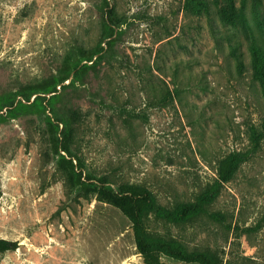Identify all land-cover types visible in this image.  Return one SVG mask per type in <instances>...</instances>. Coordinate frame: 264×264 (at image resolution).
<instances>
[{"label": "rangeland", "instance_id": "rangeland-1", "mask_svg": "<svg viewBox=\"0 0 264 264\" xmlns=\"http://www.w3.org/2000/svg\"><path fill=\"white\" fill-rule=\"evenodd\" d=\"M202 1L0 0V238L18 243L0 264H146L95 188L175 209L233 152L249 158L206 213L148 231L264 264V0Z\"/></svg>", "mask_w": 264, "mask_h": 264}, {"label": "trees", "instance_id": "trees-1", "mask_svg": "<svg viewBox=\"0 0 264 264\" xmlns=\"http://www.w3.org/2000/svg\"><path fill=\"white\" fill-rule=\"evenodd\" d=\"M198 1L203 4L202 0ZM254 63L257 75L264 76V58L258 51H254ZM262 136L264 131L254 133L255 142L258 143ZM248 158L249 156L242 152L228 155L220 164L216 183L202 193L195 202L180 205L175 209H168L158 204L152 192L138 184H121L118 192L103 187H96L95 191L98 200L113 205L128 218L134 232L137 251L146 264H168L162 260L163 256L192 264H223L212 253L190 251L179 243L152 236L148 231L147 221L151 214L171 222H184L206 213L207 207L219 196L223 185L233 179L241 164ZM211 216L222 218L220 213ZM17 247V242L0 238V252L15 250Z\"/></svg>", "mask_w": 264, "mask_h": 264}]
</instances>
